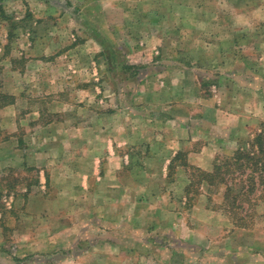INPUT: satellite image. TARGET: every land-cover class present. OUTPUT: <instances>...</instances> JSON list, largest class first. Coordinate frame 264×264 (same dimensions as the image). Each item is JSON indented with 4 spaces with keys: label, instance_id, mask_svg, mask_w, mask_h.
Returning a JSON list of instances; mask_svg holds the SVG:
<instances>
[{
    "label": "crops",
    "instance_id": "obj_1",
    "mask_svg": "<svg viewBox=\"0 0 264 264\" xmlns=\"http://www.w3.org/2000/svg\"><path fill=\"white\" fill-rule=\"evenodd\" d=\"M231 2L250 26L263 21L249 35L254 57L238 68L245 56L218 52L212 129L190 132L184 117H166L151 147L137 148L147 137L139 127L78 114L76 100L40 78L47 69L29 50L10 47L5 57L0 49V264H264L263 231L230 220L224 188L218 211L212 196L189 193L190 167L213 171L264 121V0ZM175 123L187 131L177 138ZM253 234L240 244L239 235Z\"/></svg>",
    "mask_w": 264,
    "mask_h": 264
},
{
    "label": "rangeland",
    "instance_id": "obj_2",
    "mask_svg": "<svg viewBox=\"0 0 264 264\" xmlns=\"http://www.w3.org/2000/svg\"><path fill=\"white\" fill-rule=\"evenodd\" d=\"M231 1L0 0V35L3 32L4 39L0 37V49L5 57L10 47L29 50L30 58L38 59L35 66L47 69L40 78L54 81L58 86L55 93L61 98L76 100L78 114H110L112 125L123 120L139 127L147 137L137 148L151 147L152 134L167 130L166 117H184L182 124L190 132L212 129L211 119L218 115L215 98L222 68L218 52L236 51L237 59L245 56L236 61L238 68L246 67L254 57L249 35L262 30L256 24L263 21L257 19L260 21L250 26L235 16ZM241 22L246 25L234 26ZM260 121L252 126L254 131ZM184 132L175 123L174 138ZM193 145L197 149V143ZM177 161H184V155ZM189 171L193 178L190 195L196 198L205 192L212 196V209L218 211V189L225 192V187L218 180L204 185L207 181L200 171L193 167ZM259 194L249 195V203L243 200L237 209L224 203V209L238 226L254 223L261 237L264 198ZM256 237L239 235L240 244L245 246Z\"/></svg>",
    "mask_w": 264,
    "mask_h": 264
},
{
    "label": "trees",
    "instance_id": "obj_3",
    "mask_svg": "<svg viewBox=\"0 0 264 264\" xmlns=\"http://www.w3.org/2000/svg\"><path fill=\"white\" fill-rule=\"evenodd\" d=\"M197 170L205 176L203 180L208 184L213 185L218 180V185L225 187V202L232 209L241 207L242 201L248 200V196L257 191L264 198V121L232 155L225 156L223 160L218 158L213 171ZM239 226L248 225L240 223Z\"/></svg>",
    "mask_w": 264,
    "mask_h": 264
}]
</instances>
